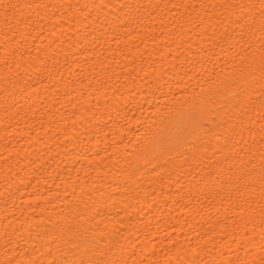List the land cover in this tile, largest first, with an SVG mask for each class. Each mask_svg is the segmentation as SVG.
<instances>
[{
	"label": "bare ground",
	"instance_id": "obj_1",
	"mask_svg": "<svg viewBox=\"0 0 264 264\" xmlns=\"http://www.w3.org/2000/svg\"><path fill=\"white\" fill-rule=\"evenodd\" d=\"M0 264H264V0H0Z\"/></svg>",
	"mask_w": 264,
	"mask_h": 264
}]
</instances>
